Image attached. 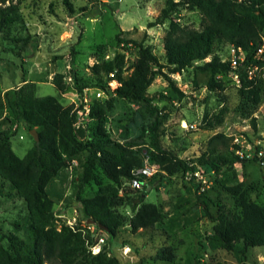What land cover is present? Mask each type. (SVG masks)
I'll list each match as a JSON object with an SVG mask.
<instances>
[{
    "label": "rangeland",
    "instance_id": "374dc122",
    "mask_svg": "<svg viewBox=\"0 0 264 264\" xmlns=\"http://www.w3.org/2000/svg\"><path fill=\"white\" fill-rule=\"evenodd\" d=\"M19 1L14 0L20 3V22L0 32L3 96L27 83L35 84L37 96H54L63 108L75 106L77 128L83 131L85 140L94 141L97 132L107 126L112 141L143 158L144 166L156 168L151 177L142 180L141 188H134L127 180L117 185L101 170L96 172L97 181L84 186L85 170L77 160L50 178L45 188L51 195L45 198V204L54 227L58 231L68 227L86 237L87 257L76 264H264V247L251 248L246 258L239 251L213 250L208 239L216 221L206 215L202 206V201L207 200L215 217L219 205L240 211L243 198L264 207V78L254 84L253 92L247 96L223 74L217 76L223 87L209 89L210 75L198 68L215 55L223 57L229 44L182 73L170 74L168 68L163 69L185 94L180 100H167L169 80L162 75L147 90L161 110L163 146L179 158L192 161L207 151L212 137L223 133L230 139V151L248 160L236 165L237 197L223 191L213 174L199 172L203 179L192 172L170 177L150 158L152 133L146 129L152 121L130 100L117 97L121 83L106 73L105 64L121 56L126 79L137 74L140 62L152 66L136 45L119 44L120 35L150 47L166 65L165 38L172 23L202 31V13L186 9L164 25L149 28V23L162 15L168 0ZM19 38H29L30 43L25 45ZM57 74L64 75L65 91L61 92L56 84ZM81 86L82 94L78 91ZM95 107L101 116L94 114ZM5 117L3 129L9 131L13 151L23 159L37 142L32 130L39 136L46 131L31 129L9 113ZM143 191L148 195L142 201L139 195ZM101 192L123 199L112 206L123 222L115 235L97 228L79 210L81 197ZM143 203L160 206L164 219L152 229L135 231L132 219ZM29 213V205L18 189L0 175V264L8 257H16L14 242L26 241ZM98 244L101 245L96 248ZM97 255L103 258H93Z\"/></svg>",
    "mask_w": 264,
    "mask_h": 264
},
{
    "label": "trees",
    "instance_id": "16d2710c",
    "mask_svg": "<svg viewBox=\"0 0 264 264\" xmlns=\"http://www.w3.org/2000/svg\"><path fill=\"white\" fill-rule=\"evenodd\" d=\"M0 3L2 32L20 22V3H14V0H0ZM186 9L199 10L204 16L205 26L197 32L181 28L177 22H173L165 38L166 65L161 64L150 47L145 48L143 44L117 35L119 44L136 45L152 66L140 62L137 74L126 79L123 76L124 59L118 55L105 64V70L108 75H113L112 79L121 83L116 90L117 97L130 100L152 121L149 129H146L152 133L153 151L150 158L162 172L170 177L185 176L190 172L194 175L197 172L213 174L223 191L237 197L236 165L248 160L241 159L236 151H230V139L223 133L212 137L207 151L196 160L188 161L168 151L161 141V110L147 90L158 75L167 76L169 87L166 99L180 100L185 97L184 92L163 69L168 68L170 74L182 73L214 55L218 48L226 44L243 46L253 53L264 37V0H168L162 15L156 22H150L148 27L164 25ZM18 41L25 45L30 43L29 38H19ZM198 69L210 75L208 87L211 90L221 89L223 85L217 76H228L231 71L230 65L222 62V57L218 55ZM63 78V74L56 75V84L61 92L66 90L62 85ZM243 83L241 93L247 96L253 92L254 83L247 76L243 77ZM78 91L82 94L84 87H78ZM6 113L16 121H23L31 129L42 128L46 131V134L40 133V140L23 159L13 151L9 131L3 129ZM96 113L102 115L97 107L94 108ZM77 122L75 106L63 108L54 96H37L35 84L27 83L4 96L0 92V175L18 189L27 201L30 212L26 224L28 237L25 242L13 243L16 257H8L4 264H76L82 257H87V241L83 233L74 232L68 227L58 231L51 222L45 204V198L51 195L45 187L50 178L59 174L67 163L80 162L85 170L84 186L98 180V170L113 183L121 185L124 180L131 181L133 172L144 167L143 158L109 138L107 126L97 132L94 141H88L83 138V131L77 128ZM147 195L143 191L139 197L143 201ZM122 201L116 194H89L80 198L79 210L97 228L104 226L115 235L123 222L115 215L112 206ZM202 206L206 215L216 221L214 232L208 239L213 250L239 251L246 258L251 248L264 247L263 206L251 204L243 198L240 211L219 205L217 217L211 213L207 200L202 201ZM163 219L160 206L143 203L132 219V227L135 231L152 229ZM93 258L100 260L103 256Z\"/></svg>",
    "mask_w": 264,
    "mask_h": 264
},
{
    "label": "built area",
    "instance_id": "2783aa9c",
    "mask_svg": "<svg viewBox=\"0 0 264 264\" xmlns=\"http://www.w3.org/2000/svg\"><path fill=\"white\" fill-rule=\"evenodd\" d=\"M238 1L243 2L246 0ZM222 62L230 65L231 71L228 76L233 81L235 87L240 89L243 88L244 76H247L249 80L257 84L261 78H264V37H262L261 42L253 53L248 52L243 46L229 45L226 54L222 57ZM240 153L241 152L238 151V154ZM155 170L156 168H151L149 165H146L134 171L131 185L134 188H141L143 184L142 180L151 177L155 173ZM195 175L203 179V176H200L199 172ZM101 243H104V240H101ZM100 245L101 244H98L96 248ZM103 246L104 245H102V248Z\"/></svg>",
    "mask_w": 264,
    "mask_h": 264
},
{
    "label": "water",
    "instance_id": "95a60500",
    "mask_svg": "<svg viewBox=\"0 0 264 264\" xmlns=\"http://www.w3.org/2000/svg\"><path fill=\"white\" fill-rule=\"evenodd\" d=\"M32 134L34 135L36 141L38 142L40 140V136L39 134L35 131V130H32ZM92 222V221H91ZM93 223V222H92ZM102 228L106 229L104 226H101ZM107 230V229H106Z\"/></svg>",
    "mask_w": 264,
    "mask_h": 264
}]
</instances>
